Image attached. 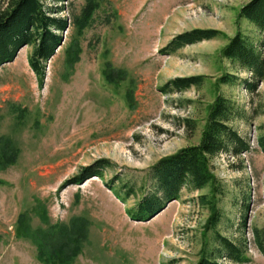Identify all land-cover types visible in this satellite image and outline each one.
I'll use <instances>...</instances> for the list:
<instances>
[{
	"label": "rangeland",
	"instance_id": "374dc122",
	"mask_svg": "<svg viewBox=\"0 0 264 264\" xmlns=\"http://www.w3.org/2000/svg\"><path fill=\"white\" fill-rule=\"evenodd\" d=\"M251 1L100 0L93 23L78 36L74 18L87 0H70L59 14L70 27L47 62L43 86L28 62L30 46L0 68V140H11L20 152L15 165L0 170V264H43L34 243L18 237V229L25 215L33 229L46 230L44 211L50 225L67 224L72 217L89 221V240L74 264H196L207 243L209 249L215 246L214 232H205L212 212L201 196L218 201L221 235L239 244L245 237L251 258L246 264H264L252 234L264 226V153L257 145L264 128V83L253 94L243 86L217 87L220 76L235 72L221 55L229 39L239 32L258 44L264 38L240 16ZM195 29L219 30L224 37L172 55L160 52L173 37ZM75 42L79 61L70 67L67 50ZM108 62L133 82L134 109L125 96L128 82L106 83L102 72ZM200 75L209 77L200 89L161 92L172 79ZM219 94L247 111L248 119L233 126L251 150L220 154L212 161L215 183L200 191L185 188L181 200L169 202L153 218L132 220L127 210L154 191L150 168L199 144ZM188 120L198 122L196 131ZM103 159L111 164L103 180L67 185L82 168ZM113 180L116 188L135 186L126 204L107 185Z\"/></svg>",
	"mask_w": 264,
	"mask_h": 264
},
{
	"label": "trees",
	"instance_id": "16d2710c",
	"mask_svg": "<svg viewBox=\"0 0 264 264\" xmlns=\"http://www.w3.org/2000/svg\"><path fill=\"white\" fill-rule=\"evenodd\" d=\"M0 0V68L11 63L20 49L32 47L28 62L35 73L38 82L43 86L46 77V65L62 46L63 33L70 27L69 20L59 17L70 0ZM100 0H87L81 14L74 18L77 35L91 26ZM240 16L251 23L264 35V0H252L241 8ZM224 37L219 30L195 29L181 33L169 42L160 52L172 55L178 50L203 41ZM264 38L255 43L249 36L239 32L230 38L222 50V57L228 60L235 72H225L217 81L219 86H243L253 94L258 91L260 83H264ZM67 62L70 67L79 61L80 47L73 43L67 50ZM103 77L111 86L119 87L125 82L127 103L135 108L133 82L129 81L125 70L106 63ZM236 71L250 74L249 78H241ZM208 76H191L175 78L168 81L161 89L164 94L189 91L191 88L200 89ZM206 125L201 133L199 144L185 147L176 153L163 157L149 170L153 192L142 195L133 208L127 210V215L135 221H148L172 201L181 200L182 190L200 191L216 182L212 161L223 153L239 156L251 150L249 141L241 136L234 128L237 120L248 119V113L236 100L219 94L209 107ZM191 131H196L198 122L188 120ZM257 145L264 153V128H260ZM19 150L11 140H0V170L16 164ZM111 167L109 160H99L82 168L79 175L69 180L67 185H81L85 181L98 177L104 179V173ZM118 179V178H116ZM113 180L106 182L113 194L126 204L136 194L135 186L123 184L116 188ZM216 196V195H214ZM203 204L211 209V216L205 226V232H214V247L205 245L203 256L196 264H224L219 260L224 258L231 264H246L251 262L248 256L246 239L242 244L221 235L217 231L222 221V212L218 208L215 197L201 196ZM47 212L43 219L49 225L45 229H33L29 218L22 215L19 218L18 237L31 240L37 248V259L43 264H74L75 260L89 240V221L84 217H72L69 223L50 225ZM246 226V220L243 221ZM254 244L264 256V226L252 229Z\"/></svg>",
	"mask_w": 264,
	"mask_h": 264
},
{
	"label": "water",
	"instance_id": "95a60500",
	"mask_svg": "<svg viewBox=\"0 0 264 264\" xmlns=\"http://www.w3.org/2000/svg\"><path fill=\"white\" fill-rule=\"evenodd\" d=\"M162 210H163V209H162ZM162 210H161V211H159L158 213L162 212ZM158 213H155V215H157ZM155 215H154V216H155ZM154 216H152L151 218H153ZM151 218H150V219H151Z\"/></svg>",
	"mask_w": 264,
	"mask_h": 264
}]
</instances>
